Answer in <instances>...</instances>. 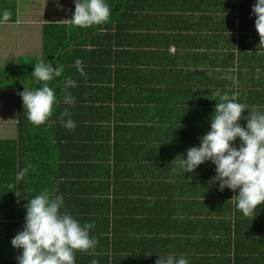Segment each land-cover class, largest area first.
<instances>
[{
  "label": "crops",
  "instance_id": "crops-1",
  "mask_svg": "<svg viewBox=\"0 0 264 264\" xmlns=\"http://www.w3.org/2000/svg\"><path fill=\"white\" fill-rule=\"evenodd\" d=\"M22 1L0 22V123L15 130L1 135L0 217L17 215L19 93L32 84L9 74L32 72L41 60L62 67L50 85L59 103L43 127L62 210L94 224L96 245L81 251L84 264H156L169 253L189 264H226L220 203L230 190L210 184L211 162L184 174L179 157L210 130L217 90L264 111L256 0H127V9L78 40L74 0ZM65 110L74 129L63 126Z\"/></svg>",
  "mask_w": 264,
  "mask_h": 264
},
{
  "label": "clouds",
  "instance_id": "clouds-1",
  "mask_svg": "<svg viewBox=\"0 0 264 264\" xmlns=\"http://www.w3.org/2000/svg\"><path fill=\"white\" fill-rule=\"evenodd\" d=\"M110 7L106 0H74L72 24L80 27L101 25L110 18ZM255 28L264 45V0H256L252 8ZM9 13L0 15V22L7 21ZM81 61L75 66L83 73ZM62 75V67L53 68L51 63L38 61L34 64L32 76L40 87L25 88L19 93L23 107L27 110L28 121L39 127L49 121L53 107L59 103L57 95L48 84ZM222 79H232L222 76ZM67 85L74 86L69 78ZM219 97L210 117V130L199 138L198 146L187 149L185 156L179 157L184 174L193 173L198 167L211 162L215 166V176L210 184H218V190L226 188L234 193L231 200L243 216L249 217L264 207V111H249L246 105L237 102L236 95L215 93ZM63 103L72 104L73 98L65 95ZM245 111L249 115H242ZM63 126L75 128L71 114L65 110L61 114ZM246 121L242 126L241 120ZM239 139V146L236 141ZM24 175L21 171L17 180ZM190 178V177H189ZM18 196L19 193L16 192ZM65 209L62 195L45 191L28 198L24 226L11 240L14 249L19 250L17 264H75L77 251H88L95 247L96 240L90 236L93 223L77 220ZM156 264H189L184 256L169 253L158 255ZM95 264V262H94Z\"/></svg>",
  "mask_w": 264,
  "mask_h": 264
},
{
  "label": "trees",
  "instance_id": "trees-1",
  "mask_svg": "<svg viewBox=\"0 0 264 264\" xmlns=\"http://www.w3.org/2000/svg\"><path fill=\"white\" fill-rule=\"evenodd\" d=\"M126 1L106 0L111 10L108 21L111 20L112 13L127 9V6L125 7L123 3ZM9 4H12L10 6L12 12H16L18 7L17 0H0V11H7ZM97 28L100 29L99 25L89 27L77 26L76 30L73 31V35H76L78 40L79 36L84 33L89 34L91 32L94 34ZM32 72L29 70L21 74L16 73L9 80L17 78L31 81L32 84L28 89L34 90L40 87V84L35 81ZM54 79L48 82L49 86L51 84L56 85ZM19 107L18 169L19 173L23 171L24 175L18 180L16 187L20 195H17V215H14L12 218L0 219V264H17L16 258L20 255V252L12 247L11 240L23 229L28 198L45 191H48L50 194L55 191V182L52 177L56 166L55 163L48 161L50 153L51 155L55 153L52 149V142L50 143L47 140L46 128L43 127L46 123L37 127L28 121L27 110L24 109L20 96ZM236 194L230 190L228 198L225 197L222 200L223 202L220 203L227 205L225 211H223V215L221 214L220 220L226 225L230 235L226 241L222 242V251L228 258L226 264H230V262L231 264H264V207L258 208V211L253 213V215L245 217L236 208L235 201L231 200ZM210 203L214 208H217L216 200ZM213 251H216V248ZM83 254L81 251L75 253V264L83 262Z\"/></svg>",
  "mask_w": 264,
  "mask_h": 264
},
{
  "label": "rangeland",
  "instance_id": "rangeland-1",
  "mask_svg": "<svg viewBox=\"0 0 264 264\" xmlns=\"http://www.w3.org/2000/svg\"><path fill=\"white\" fill-rule=\"evenodd\" d=\"M32 1L33 0H23L22 3L23 4L26 3V2L27 3L28 2L32 3ZM2 5H3V3H2ZM11 5L12 4H9V8H10ZM8 12L10 13L11 11H8ZM13 75H16V73L13 72V73L9 74V76H13ZM2 76H4V75H2ZM2 76H0V82H1ZM5 76H8V75H5ZM11 124H13V122H11ZM0 129L2 131V132L0 131V141H1V138H3L1 135H4V132H6L8 134H11V135L14 134V132H15L13 126H6V125L2 124V122L0 123ZM8 178H9V180L15 182V177H13V179L11 177H8ZM4 179H7L6 176H5V178L4 177L2 178V180H4ZM3 214H5V212ZM0 219H5V216L3 215L2 217H0Z\"/></svg>",
  "mask_w": 264,
  "mask_h": 264
}]
</instances>
